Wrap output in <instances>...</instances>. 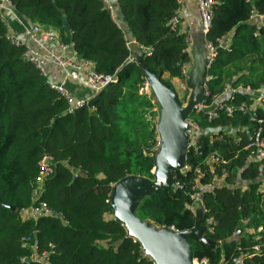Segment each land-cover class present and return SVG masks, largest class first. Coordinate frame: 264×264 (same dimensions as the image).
Returning <instances> with one entry per match:
<instances>
[{
  "label": "trees",
  "instance_id": "trees-1",
  "mask_svg": "<svg viewBox=\"0 0 264 264\" xmlns=\"http://www.w3.org/2000/svg\"><path fill=\"white\" fill-rule=\"evenodd\" d=\"M9 1L19 18L53 29L96 74L113 79L85 106L69 112L47 79L23 61L24 47L8 44L0 20V264H42L36 258L43 252L49 253L47 264H151L113 218L109 198L113 186L128 177L155 182L152 104L140 91L152 79L162 90L172 89L163 76L179 78L189 61L185 36L172 23L179 1L114 0L124 27L118 26L116 12L115 21L110 18L102 0ZM213 2L205 39L216 56L207 72L212 78L206 83L207 104L227 83L251 90L264 84V34L249 23L252 12L264 15V0ZM128 35L142 48L137 61L125 48ZM218 40L226 43L220 46ZM242 60L246 64L240 68ZM232 98L230 116L218 110L213 120L192 114L202 133L185 153L188 171L174 168L172 185L140 200L133 215L153 228L187 233L197 262L264 264V157L247 162L243 132L260 129L264 141V108L242 114L238 107H251L250 97L235 93ZM44 157L52 158L53 176L33 203ZM211 158L218 160L209 166ZM193 195L202 197L200 218L189 210ZM41 201L67 224L57 216L34 220L23 214ZM201 235L219 247L205 245ZM27 238L35 251L24 245ZM31 256L36 260L21 262Z\"/></svg>",
  "mask_w": 264,
  "mask_h": 264
},
{
  "label": "built area",
  "instance_id": "built-area-1",
  "mask_svg": "<svg viewBox=\"0 0 264 264\" xmlns=\"http://www.w3.org/2000/svg\"><path fill=\"white\" fill-rule=\"evenodd\" d=\"M180 2V0H178ZM104 7L109 13L110 18L115 21V7L114 4L110 0H102ZM197 13L200 18L201 24V34L205 39V35L211 28V20H212V7L213 0H195ZM7 14H13L14 16H18L13 9V6L9 0H0V20L2 21L5 29H6V39L10 46L14 48L24 47V52L22 53L23 61L31 64L35 69L39 71L40 74L45 75L46 69L44 63L55 64L58 66L60 71V80L58 82L54 81H46L47 86L56 91L61 98L66 102L69 107V112H73L74 110L85 106L89 101H91L98 93L103 90L107 85L112 81L111 76H101L96 74L93 69V64L87 60L81 58L78 53L73 49L71 44H65L60 39L59 35L51 28L41 27L37 24H31L29 28H27L23 35H17L13 32L9 31L10 28V19ZM264 17V15H259L256 11L252 12L250 18L253 17ZM179 16L178 14L172 19L173 24H178ZM119 26V25H118ZM257 29V28H256ZM257 30H261L264 34V22L258 26ZM256 36V35H255ZM258 36V35H257ZM186 40V39H185ZM205 48L207 50V64L205 66V75L203 76V81L201 83V88L203 90V97L197 105L193 106L191 112L192 114H202L207 117L208 120H213L216 117V110L224 111L228 116H230L233 112L232 108L227 104L233 98V94H245L250 97L249 101L252 103L251 107L247 104H240L238 107V111L242 114H247L249 111L251 112L255 108H264V84L257 90H251L249 87L244 88H232L230 85L226 84L222 92L216 95L210 104H207L206 98L207 96V85L206 83L212 79L209 74H207L210 69L212 63L214 62L216 53L214 46L207 42L205 39ZM217 44L223 46L224 41L218 40ZM132 46H135V41L132 42L130 39L126 38L125 48L132 53ZM138 50L141 52L142 48L138 47ZM132 60H135V57H132ZM189 74L187 71V64L183 65L180 70V82L183 86L186 85ZM74 83L78 86L84 87L89 91L88 96L85 99H77L75 98L67 89V83ZM146 83L144 82L143 88L140 93L146 95ZM151 102V101H150ZM152 104V102H151ZM153 109V105H152ZM151 109V110H152ZM184 124L189 129V142L187 144L186 151L190 148H195L198 144L201 129L199 127L198 122L192 117V115H186L183 119ZM150 122L154 129L155 133V143H154V153L156 150L160 149L162 146V142L159 135V121L153 120L150 117ZM232 133L231 130L228 131ZM247 137V144L244 147L245 150L250 151L247 156V162H258L264 157V141L261 138V130L251 133L248 129H243ZM185 153L183 156V165L178 168L180 172L183 174L188 171V166L186 164ZM217 158H211L206 161V163L210 166L212 162H216ZM39 173L36 178L37 187L33 190L32 200L35 203L40 196V192L42 190L43 183L53 176L52 169V158L44 157L39 163ZM200 176V174L198 173ZM176 188H181L182 186L178 183L173 184ZM197 188V186H195ZM111 197V196H110ZM191 204L189 206V210L194 212L195 205H198L202 215L205 213V209L202 203V197L200 196H190ZM110 201V198H109ZM108 202V201H107ZM23 214L27 218H31L36 220L39 217H50L57 216L64 225H66V221L63 219V216L57 215L53 210H51L43 201L38 202L37 205L30 207L29 209L23 211ZM212 220H206V228L209 230ZM123 226V225H122ZM168 231L177 233L172 227L165 228ZM262 228L259 227L258 231H261ZM135 243L137 240L135 238H131ZM24 245L29 246L36 250V245L31 243L30 238L23 240ZM257 250L258 247H255ZM48 252H43L37 257V261L42 264H47L48 262ZM140 255L142 258L146 259L151 264H158L154 258L143 248L140 247ZM35 256H31L30 258L21 259L22 263H28L31 260H36ZM198 264H206L205 261L198 262Z\"/></svg>",
  "mask_w": 264,
  "mask_h": 264
},
{
  "label": "crops",
  "instance_id": "crops-1",
  "mask_svg": "<svg viewBox=\"0 0 264 264\" xmlns=\"http://www.w3.org/2000/svg\"><path fill=\"white\" fill-rule=\"evenodd\" d=\"M113 4H115L116 2L114 0H110ZM180 4V8L178 11V16H179V22H178V27H179V31L180 33H182L185 36L186 39V53L188 55V63H187V71L189 74L187 83L185 86H183L180 82V78H172L169 79V77L167 75L163 76L164 80H169L172 84V89L169 90H162L164 88H161V95L167 100V104L171 105L172 110L170 114H173L175 111L174 105L171 103V101L169 100V96L168 93H172V94H176V96L178 97L179 101L181 104H185L187 105L186 107V115H192V108L193 106L197 105L198 103H200L202 97H203V90L201 88V83L203 81V76L205 75V66L207 64V50L205 48V39L203 38L201 32V24H200V18L199 15L197 13V8H196V3L195 0H180L179 2ZM116 15L118 17V25L120 27H124L123 24L121 23V19L118 16V12L115 9ZM7 16L10 19V28L9 31L13 32L17 35H23L25 30L27 28L30 27L31 24H29L28 22L22 20L21 18H19L18 16H14L13 14H7ZM264 22V17H253L251 19H249V23L253 26H255L258 29V26L260 24H262ZM128 39H130V36H127ZM226 43V40L224 41ZM132 57H135L134 61H137L139 55H140V51L138 50V48L135 46H132ZM45 69H46V73L45 75H43L48 81H54V82H58L60 80V71L57 65L55 64H50V63H44ZM146 83V96L150 99V101L152 102L153 105V109L150 112V115L152 117L153 120H157L159 121V135H160V139L162 142V146L164 145V135H163V126L166 125V123L169 122V117L168 116L164 121H163V106L162 104H164L163 101H161V99L159 100V98L156 96V94L153 92V89L149 83V81H145ZM228 84V83H227ZM66 89L77 99H85L88 94L89 91L81 86H78L77 84L74 83H67L66 84ZM189 101H193L192 103H190ZM167 111V110H166ZM169 114V112H168ZM194 115V114H193ZM194 117V116H192ZM184 124V121H183ZM184 128L185 130H187L188 132V136L185 137V140L183 143H181L182 148L181 151L179 150V153H182V156L180 157V163L179 166H174L172 165V167L169 170V174H170V180L171 183H166L164 182L160 177V170L157 168V166L155 165V167L152 170V174L156 177L155 182H152L150 184L152 185H163V186H169L172 185V171L174 168H180L183 165V156L187 147V144L189 142V129L186 127V125L184 124ZM168 139V138H167ZM178 137L173 138V141L176 143L178 141ZM160 148V149H161ZM178 149V148H177ZM165 165H171V162L165 164ZM127 183L132 184L134 182H139V181H146L144 178H140V177H128L125 179ZM147 182V181H146ZM118 184H115L113 186V192L111 194V197L115 194V190L117 188H120V186L118 187ZM127 186L126 183L125 185H123L122 187ZM134 188V187H133ZM132 190V189H131ZM130 192L131 191H125L123 192L120 196H119V202L123 208V210L125 211V213L129 216H134L133 215V209L135 208L136 205H134L131 201V196H130ZM148 190H144L142 191L141 197L142 199H144L146 196H148ZM110 197V203L112 205L113 202V197L111 199ZM141 199V200H142ZM114 203V202H113ZM114 212V210H113ZM194 214L197 217H202V213L200 211V208L198 205H195L194 208ZM113 218H115L114 214H113ZM116 219V218H115ZM144 225L154 229L156 232L160 233V234H166V235H175L178 233H174L171 231H168L167 229L160 227V228H153L151 227L149 224H145ZM126 229V228H125ZM127 230V229H126ZM128 232V231H127ZM129 234V233H128ZM131 238H135L133 236H130ZM137 240V242L141 245V247L144 248L143 244H141L137 238H135ZM145 249V248H144ZM153 257V256H152ZM154 258V257H153ZM155 260V258H154ZM156 261V260H155ZM192 264H198V262L196 260H193Z\"/></svg>",
  "mask_w": 264,
  "mask_h": 264
},
{
  "label": "water",
  "instance_id": "water-1",
  "mask_svg": "<svg viewBox=\"0 0 264 264\" xmlns=\"http://www.w3.org/2000/svg\"><path fill=\"white\" fill-rule=\"evenodd\" d=\"M115 9L118 8V5L114 4ZM63 27L68 31L69 25L67 24L64 16H62ZM130 41H133L132 35H130ZM159 169V168H158ZM125 187H122L123 185ZM151 182L139 181L129 184L126 180L119 182L118 187L115 190L113 197V210L115 218L122 223V225L127 229L129 237L133 236L138 239V241L143 244L145 250L155 258L158 264H192L193 259L191 251L186 242L187 233H178L175 235H166L156 232L154 229L144 225L140 220L134 216H129L123 210L120 202L119 196L125 191H131L134 189H139L142 194V191L148 190V195L155 190H161L166 186L163 185H152ZM111 197V199H112ZM12 209V208H11ZM13 210V209H12ZM240 234V231L237 232ZM200 240L205 245L215 248L219 247V243L213 242L206 236L201 235Z\"/></svg>",
  "mask_w": 264,
  "mask_h": 264
},
{
  "label": "rangeland",
  "instance_id": "rangeland-1",
  "mask_svg": "<svg viewBox=\"0 0 264 264\" xmlns=\"http://www.w3.org/2000/svg\"><path fill=\"white\" fill-rule=\"evenodd\" d=\"M238 63H239V67L243 68L244 65L246 64V61L242 60V61H239ZM229 69H230L229 70L230 72L232 73L235 72V68L233 65L230 66ZM149 83L153 89V92L157 93V94L155 93L156 96L158 98L160 97L159 100L161 99V101L164 102V104H162L163 109H164L163 110V121L168 116H170L169 122L163 126L164 145L161 149H158L155 151L154 158H155V165L160 170L159 177L164 182L171 183L169 170L172 167V165L176 167L179 166L180 157L182 156V153H179V150L181 151V148H182L181 143H183L185 140V137L188 136V132L187 130H185L184 124H183V119L185 117L187 105L181 104L176 94L175 93L172 94L169 92L168 98L175 108L174 113L170 114L172 107L171 105L167 104V100L165 96L163 97L161 95L162 90L159 84L153 79L150 80ZM189 102L192 103L193 101H189ZM176 137H178L179 140L175 143L173 141V138H176ZM169 162H171V165H165ZM130 196H131V201L134 205H136L142 199L140 198L141 192L137 188L136 189L132 188L130 192Z\"/></svg>",
  "mask_w": 264,
  "mask_h": 264
},
{
  "label": "bare ground",
  "instance_id": "bare-ground-1",
  "mask_svg": "<svg viewBox=\"0 0 264 264\" xmlns=\"http://www.w3.org/2000/svg\"><path fill=\"white\" fill-rule=\"evenodd\" d=\"M201 33V32H200Z\"/></svg>",
  "mask_w": 264,
  "mask_h": 264
}]
</instances>
